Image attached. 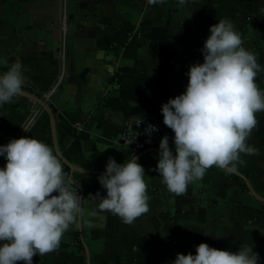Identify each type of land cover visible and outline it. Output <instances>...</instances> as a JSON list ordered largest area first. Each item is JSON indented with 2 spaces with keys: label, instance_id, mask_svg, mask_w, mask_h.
<instances>
[{
  "label": "crops",
  "instance_id": "obj_1",
  "mask_svg": "<svg viewBox=\"0 0 264 264\" xmlns=\"http://www.w3.org/2000/svg\"><path fill=\"white\" fill-rule=\"evenodd\" d=\"M225 17L264 66V0H0V61H7L0 71L19 60L23 89L50 104L67 159L104 170L109 156L117 162L131 156L121 137L125 121L163 115L161 104L184 91L189 64L202 62L209 26ZM255 79L264 89V71ZM256 115L247 139L255 151L240 153L237 169L264 195V111ZM29 118L34 123L24 136L54 149L49 114L21 95L0 107V144L21 137ZM156 153L138 158L149 210L130 224L109 211L89 216L95 208L89 194L106 190L99 174L74 171L83 189L80 226H70L57 249L34 255L33 264H87L85 245L90 264H171L176 253H195L202 241L231 251L253 244L264 264V203L215 166L176 194L155 171Z\"/></svg>",
  "mask_w": 264,
  "mask_h": 264
},
{
  "label": "clouds",
  "instance_id": "obj_2",
  "mask_svg": "<svg viewBox=\"0 0 264 264\" xmlns=\"http://www.w3.org/2000/svg\"><path fill=\"white\" fill-rule=\"evenodd\" d=\"M200 52L203 60L189 64L184 91L160 108L163 123L174 135L171 145L167 134L160 138L155 171L176 194L202 178L209 166L235 172L244 162L240 153L255 151L247 139L257 126L256 114L264 111V89L255 79L264 66L256 53L243 46L230 18L209 26ZM24 80L19 60L0 71V107L21 94ZM33 123L34 118H29L20 126L28 131ZM0 156L5 158L0 167V264H33L34 255L57 249L69 227L80 226L83 199L70 186L75 181H68L59 154L44 141L32 136L10 138L0 144ZM145 175L134 153L124 162L109 156L97 176L106 192L89 194L95 208L88 215L102 217L109 211L132 223L149 210ZM195 247V253H176L171 264H258L260 260L253 244L237 251L203 241Z\"/></svg>",
  "mask_w": 264,
  "mask_h": 264
},
{
  "label": "built area",
  "instance_id": "obj_3",
  "mask_svg": "<svg viewBox=\"0 0 264 264\" xmlns=\"http://www.w3.org/2000/svg\"><path fill=\"white\" fill-rule=\"evenodd\" d=\"M63 19V22L65 23L67 20V14L65 11L63 13ZM162 117L163 115L153 114L148 116L131 117L125 121L121 137L124 145L130 149L131 154H136L151 147L158 148L159 140L165 134L168 135L169 143L171 145L174 133L172 129L163 123ZM152 125L156 126V130H152ZM26 132V130L22 129L21 136H24ZM64 172L69 181V172L66 168H64ZM70 186L73 190L78 191L80 195V190L78 187H75V184H71Z\"/></svg>",
  "mask_w": 264,
  "mask_h": 264
},
{
  "label": "water",
  "instance_id": "obj_4",
  "mask_svg": "<svg viewBox=\"0 0 264 264\" xmlns=\"http://www.w3.org/2000/svg\"><path fill=\"white\" fill-rule=\"evenodd\" d=\"M20 95L34 100L38 105H40L49 114L50 122H51V131H52V136H53L54 149H55L56 153H58L59 156L61 157L63 163L70 170L69 181H75L72 179V175H73L74 171H80V172H84V173H96V174H100L104 171L102 169L82 167V166L76 165V164L72 163L71 161H69L67 159V157L64 155V153L62 152L60 145L58 143V137H57V131H56V118H55L54 112H53L50 104L48 103V101H46L45 97L38 95L36 93V91H34V90L28 91V90L23 89ZM158 150L159 149L157 147L147 148L143 151L136 153L135 156L139 158L140 156H142L143 154H145L148 151L158 152ZM232 173L239 176L245 182V184H246L248 190L251 192V194L256 199H258L259 201L264 203V195L260 194L255 189V187L253 186V184H252V182H251V180L247 174L240 171L239 169H237L235 172H232ZM75 184H77L76 186L79 188L80 196L82 197L83 196L82 187L76 181H75ZM85 248H86V254H87V264H90L89 250H88V247L86 245H85Z\"/></svg>",
  "mask_w": 264,
  "mask_h": 264
},
{
  "label": "trees",
  "instance_id": "obj_5",
  "mask_svg": "<svg viewBox=\"0 0 264 264\" xmlns=\"http://www.w3.org/2000/svg\"><path fill=\"white\" fill-rule=\"evenodd\" d=\"M66 169L69 171V168H68V167H66ZM231 175H232L233 178H235V179H237V180H240V181L242 182V186H243L244 188H247L245 182H244L239 176H237V175H235V174H233V173H231Z\"/></svg>",
  "mask_w": 264,
  "mask_h": 264
},
{
  "label": "bare ground",
  "instance_id": "obj_6",
  "mask_svg": "<svg viewBox=\"0 0 264 264\" xmlns=\"http://www.w3.org/2000/svg\"><path fill=\"white\" fill-rule=\"evenodd\" d=\"M66 168V167H65Z\"/></svg>",
  "mask_w": 264,
  "mask_h": 264
}]
</instances>
